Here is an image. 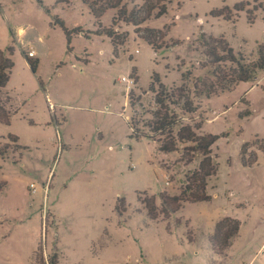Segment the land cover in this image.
I'll use <instances>...</instances> for the list:
<instances>
[{"label": "rangeland", "instance_id": "1", "mask_svg": "<svg viewBox=\"0 0 264 264\" xmlns=\"http://www.w3.org/2000/svg\"><path fill=\"white\" fill-rule=\"evenodd\" d=\"M242 2L173 0L166 15L138 33L121 24L119 33L128 37L116 47L96 33V16L83 0H0V51L14 63L4 92L16 112L0 122V264H41L39 247L45 264L56 254L58 264L243 263L238 255L228 258L229 248L214 251L210 238L219 221L231 218L223 216L233 200L253 202L264 188L263 164L245 169L240 157L244 144L264 139V103L253 118L243 115L244 92L257 81L200 97L197 114L187 117L202 133L219 137L208 202L161 213V195H178L201 157L162 153L147 125L157 110L153 87L172 92L184 84L194 89L197 81L228 82L236 65L227 61V46L245 63L258 61L264 0H248L237 13ZM139 3L124 0L129 9ZM224 9L231 19L216 15ZM116 14L110 9L102 16L103 28ZM57 18L69 31L82 29L70 45ZM32 49L35 57H29ZM28 57L39 60L35 71ZM256 76L264 79V71ZM123 77L136 84L128 88ZM178 108L172 110L181 116ZM152 197L155 215L146 202ZM262 234L261 221L244 239Z\"/></svg>", "mask_w": 264, "mask_h": 264}, {"label": "trees", "instance_id": "2", "mask_svg": "<svg viewBox=\"0 0 264 264\" xmlns=\"http://www.w3.org/2000/svg\"><path fill=\"white\" fill-rule=\"evenodd\" d=\"M70 3V0H58V2ZM140 3L133 9H129L124 0H83L84 4L88 5L93 14L96 16L99 30L97 34L107 35L116 47L124 44L127 40L128 33L120 34L121 24L133 26L135 32L138 33L140 29L149 22L152 18H161L168 13L169 7L173 0H138ZM103 2L101 6L99 3ZM248 0L238 4L235 8L236 12L244 11L248 6ZM110 9L116 10L117 14L113 19V23L110 28H103L101 24L102 16ZM47 12H50L47 9ZM253 12H249L250 21L254 20ZM217 16H223L225 19H231L233 17L232 12L229 9L220 10L216 13ZM57 24L61 25L67 34V40L69 45L72 41L73 34L82 32V29H75L69 31L61 19H56ZM149 44L154 47V44L145 38ZM227 53V61L236 65V69L231 74V80L227 82L226 79L222 80V84L228 83V85L221 86V82L215 81L195 83L194 89H190L185 84L177 88L175 91L169 92L162 85L157 91L152 88L155 94V102L157 110L154 112V120L147 123L151 135L150 137L157 140L160 144V151L162 153H181L182 155L200 156L201 161L199 167L193 172L187 175L186 184L181 188V192L176 196H170L166 193L161 195L162 211L161 213L169 216L170 213L178 212L182 206L186 203H198L208 202L211 200V196L207 194V188L210 178L214 177L218 173L219 164L216 162V155H213V146L215 145L218 136L212 134L202 133V125L196 124L190 121V116L197 114L199 110L200 97L214 96L225 91H231L239 83H245L253 80L259 71H264V48L260 49V57L258 61L245 63L244 58H236L232 49L228 46L224 50ZM212 55L217 57L216 51L212 50ZM29 58V57H28ZM216 63H221L217 61ZM29 64L35 71L38 67L39 60H33L29 58ZM14 63L6 55L5 52L0 51V122L8 123L10 117L15 114V111H11L9 106V97H6L4 92L7 86L11 71ZM216 77H219V73L216 72ZM180 108L182 111L181 116L172 108ZM178 108V109H179ZM243 115L247 118H251L253 112L250 110V105L246 104V110ZM137 137L140 136L139 131H135ZM14 141L18 140V137L10 135ZM253 150V151H252ZM251 151V152H250ZM264 155V139L256 138L250 144H244L240 150V157L244 167H253L258 163L259 154ZM192 162V161H190ZM147 206L150 209L151 214L155 215L157 207L155 204V198L147 199ZM242 223L239 220L226 218L223 221H219L215 227V233L210 238L211 248L218 253H222L228 249L234 237H236L241 229ZM42 250L39 247L37 255L41 264H45L44 257L41 256ZM55 261L53 264H58L57 254L54 256Z\"/></svg>", "mask_w": 264, "mask_h": 264}, {"label": "crops", "instance_id": "3", "mask_svg": "<svg viewBox=\"0 0 264 264\" xmlns=\"http://www.w3.org/2000/svg\"><path fill=\"white\" fill-rule=\"evenodd\" d=\"M24 29H19V33H22ZM264 77V76H263ZM254 81H257L256 84L264 86V79L257 80V76L254 78ZM253 81V82H254ZM256 84H252L245 92L244 98L247 101V104L250 105V110L257 108L260 103H264V87L262 90L257 91L258 87ZM258 92V93H257ZM259 97V98H258ZM258 114L259 110H257ZM253 118V116H252ZM263 164L264 166V157L260 158L258 163L253 167H244L249 170H253L254 168H258ZM264 168V167H263ZM264 177V176H262ZM258 195V196H257ZM255 200L251 198L253 202L249 203H241L236 200H233L231 204L232 210H229L224 216L235 218L241 221L242 226L239 234L233 238L232 244L227 250L226 254L228 258L236 259V255L242 257V264H264V234L259 236L258 238L247 240L249 235H247L246 239H244V233L248 229H250V225L257 226L264 222V188L261 190L259 194H253ZM241 208V210H238ZM260 219V221H259ZM259 242V245L254 246L253 242Z\"/></svg>", "mask_w": 264, "mask_h": 264}, {"label": "built area", "instance_id": "4", "mask_svg": "<svg viewBox=\"0 0 264 264\" xmlns=\"http://www.w3.org/2000/svg\"><path fill=\"white\" fill-rule=\"evenodd\" d=\"M137 52H139V51L137 50ZM28 54H29V57H35V54H36V53H35V51L32 49L31 51H29ZM122 81L125 82V83L128 85V88H130L131 86H133V85L136 84V80L133 79V78L128 79V78H126V77H123V78H122ZM30 189L32 190L33 193L36 192V188H35L34 185H32Z\"/></svg>", "mask_w": 264, "mask_h": 264}]
</instances>
